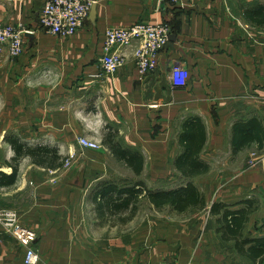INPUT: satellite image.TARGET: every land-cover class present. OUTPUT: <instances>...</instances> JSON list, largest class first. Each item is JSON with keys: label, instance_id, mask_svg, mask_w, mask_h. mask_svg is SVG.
Listing matches in <instances>:
<instances>
[{"label": "crops", "instance_id": "crops-1", "mask_svg": "<svg viewBox=\"0 0 264 264\" xmlns=\"http://www.w3.org/2000/svg\"><path fill=\"white\" fill-rule=\"evenodd\" d=\"M43 6L0 0L2 24L25 31L22 55L0 50V173L13 172L12 136L58 149L53 165L23 157L15 184L0 188V212H15L37 233L38 264H251L222 239L210 208L257 196L260 210L244 234L264 236V149L232 146L235 123L258 117L264 128V0H95L94 13L69 38L42 29ZM135 22L170 25L158 67L138 71L136 42L117 49L126 56L118 71L103 74L106 30ZM175 66L188 71L186 87L173 88ZM194 117L206 129L200 158L210 169L187 179L175 161ZM81 137L100 147L83 146ZM134 157L143 159L141 172L128 162ZM189 181L205 209L159 211L144 197L151 214L142 217L97 210L103 188L172 190ZM164 211L173 216L153 213ZM25 259L26 247L0 223V264Z\"/></svg>", "mask_w": 264, "mask_h": 264}, {"label": "trees", "instance_id": "trees-1", "mask_svg": "<svg viewBox=\"0 0 264 264\" xmlns=\"http://www.w3.org/2000/svg\"><path fill=\"white\" fill-rule=\"evenodd\" d=\"M206 139V129L200 118H190L184 124L180 135L183 151L175 161L183 177L192 179L209 171V165L200 158ZM8 140L15 151V156L10 163L13 172L10 175L0 173V188L15 184L18 177V166L23 157L30 156L42 165H53L58 158L57 148H50L46 145L30 147L17 136H12ZM254 142L258 144L259 150L264 149V128L258 117H251L247 121L234 124L232 146L235 152L250 147ZM111 146L116 154L124 152L115 143H111ZM128 162L132 163L137 172H141L142 158L134 157ZM136 187L137 185L132 188H121L117 190V194L113 193L115 186L101 189L97 210L108 211L112 214L131 212L133 216L139 210V204L144 197L159 211L169 208L171 212L188 215L194 209L203 210L207 207L205 196L191 181L181 188L172 190L147 189L142 183L138 184V188ZM260 206V199L252 196L233 205L214 202L210 208L211 214L217 217V232L222 239L234 242L236 251L248 258L251 264H264V236L248 238L244 234L251 215L258 212Z\"/></svg>", "mask_w": 264, "mask_h": 264}, {"label": "built area", "instance_id": "built-area-1", "mask_svg": "<svg viewBox=\"0 0 264 264\" xmlns=\"http://www.w3.org/2000/svg\"><path fill=\"white\" fill-rule=\"evenodd\" d=\"M94 4L95 0H44L40 26L48 34L63 38L73 37L83 27ZM24 34L22 25L6 26L0 19V50L6 45L13 57H19L25 50ZM171 34L172 29L167 23L135 22L128 26L109 27L105 33V54L100 59L103 74H114L118 71L126 62V56L117 49H126L136 42L138 47L135 59L138 71L142 75L155 71L158 67L159 54L170 41ZM171 82L173 88L186 87L188 83L186 68L175 66L172 69ZM79 142L85 147H100V143L84 137H81ZM0 223L26 247V264H38L41 257L35 247L37 233L21 225L18 215L13 211H1Z\"/></svg>", "mask_w": 264, "mask_h": 264}, {"label": "rangeland", "instance_id": "rangeland-1", "mask_svg": "<svg viewBox=\"0 0 264 264\" xmlns=\"http://www.w3.org/2000/svg\"><path fill=\"white\" fill-rule=\"evenodd\" d=\"M99 194H100V193H99ZM150 209H151V208H150L149 206H147V204H146V199H145V198H142V199H141V202H140V204H139V211H140V212H138L139 217L145 216L146 214H151ZM263 212H264V211H263ZM124 213H125V212H124ZM153 213H154V215L157 216V217H160V216H162V215H171V216H173L172 213H169L168 211H164V213H163V212H159V213H155V212H153ZM137 222H139V223H143L144 220H143V219H138ZM126 224H127V223H126Z\"/></svg>", "mask_w": 264, "mask_h": 264}, {"label": "water", "instance_id": "water-1", "mask_svg": "<svg viewBox=\"0 0 264 264\" xmlns=\"http://www.w3.org/2000/svg\"><path fill=\"white\" fill-rule=\"evenodd\" d=\"M94 10H95V6L93 5L90 14L91 13L93 14L94 13Z\"/></svg>", "mask_w": 264, "mask_h": 264}]
</instances>
